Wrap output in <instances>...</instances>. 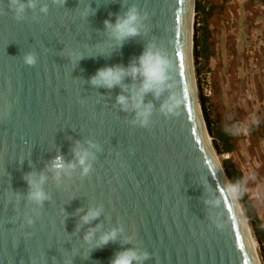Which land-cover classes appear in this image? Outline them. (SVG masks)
I'll use <instances>...</instances> for the list:
<instances>
[{
	"label": "water",
	"instance_id": "obj_1",
	"mask_svg": "<svg viewBox=\"0 0 264 264\" xmlns=\"http://www.w3.org/2000/svg\"><path fill=\"white\" fill-rule=\"evenodd\" d=\"M133 3L148 14L145 27L109 52L103 21L114 22ZM7 4L0 0V264H109L129 247L149 253L143 264H259L239 204L225 194L228 180L201 116L191 61L193 0H66L63 6L38 0L22 21ZM43 4L47 13L39 10ZM85 6L95 14L83 18ZM150 41L172 59L169 83L181 103L177 115L165 117L159 105L167 93L147 94L145 103L154 107L143 128L116 103L120 88H94L88 80L101 67L127 66ZM29 51L37 56L34 66L23 63ZM72 52L83 58L70 61ZM88 140L99 146L92 149V171L82 177L77 166L57 183L46 165L56 155L72 161L75 143L86 147ZM31 171L48 176L50 199L38 217L24 198L23 176ZM218 199L220 207L204 203ZM90 207L102 208L101 215L83 224ZM113 228L120 230L116 242L95 248Z\"/></svg>",
	"mask_w": 264,
	"mask_h": 264
},
{
	"label": "rangeland",
	"instance_id": "obj_2",
	"mask_svg": "<svg viewBox=\"0 0 264 264\" xmlns=\"http://www.w3.org/2000/svg\"><path fill=\"white\" fill-rule=\"evenodd\" d=\"M195 3L199 13L194 11ZM262 6L260 0H193L191 17L195 90L203 97L214 136L200 109L201 116L212 148L213 137H219L221 130L230 132L232 150L219 155L213 150L220 166L221 161L229 162L239 180H246L243 196L258 220L256 236L237 202L259 264H264V46L258 42L263 32Z\"/></svg>",
	"mask_w": 264,
	"mask_h": 264
},
{
	"label": "clouds",
	"instance_id": "obj_3",
	"mask_svg": "<svg viewBox=\"0 0 264 264\" xmlns=\"http://www.w3.org/2000/svg\"><path fill=\"white\" fill-rule=\"evenodd\" d=\"M55 3L63 6L66 0H54ZM38 0H8L7 7L13 13V19L22 21L26 18V11L35 9ZM40 12L47 13L48 8L46 4L40 5ZM0 14H4V10L0 9ZM95 14V9L90 6H85L80 15L87 18ZM148 18V14L141 13L136 4H131L127 7L122 15L117 14L115 21L105 19L103 21L104 30L108 37V42L104 46L110 49L122 47L123 43L129 38L139 36L142 29H144V21ZM99 46V45H98ZM103 52V49H102ZM108 52V53H109ZM75 57L76 61L82 59L79 52L69 53V59ZM23 63L28 66H34L37 62V56L34 52L29 51L22 56ZM170 70H173V62L168 52L154 41L146 43L143 51L137 57L129 61L127 66L112 65L101 67L96 70L88 83L94 88L113 89L120 88V94L115 98L116 103L124 112H132V123L139 127L147 128L151 124V117L153 114V107L151 101L145 103V96L152 94L154 99H160L162 96H167L159 105L160 113L165 117H170L178 114V108L181 103L180 97L172 90L173 86L169 83ZM129 78L134 83L129 86L124 83L125 79ZM139 81V83H135ZM127 92V95L124 93ZM8 109L5 108L3 116L6 118ZM86 147L82 146L77 141L72 148L73 160L66 161L63 155H56L46 165L47 171L52 173V178L59 183L62 175L70 177L77 166L80 167V175L82 177L88 176L92 171L91 161L95 159L92 149L99 150V146L91 141H85ZM27 183V192L24 198L29 204L35 205L32 208V213L39 216V210L44 203L50 199V195L46 192L44 185L48 180V176L44 171L39 173L31 171L23 176ZM246 180H238L236 182H228L225 185V194L230 196L234 201L238 200L246 191ZM17 199L20 194L17 193ZM205 205L210 207H220L221 199L205 200ZM81 211L77 209V212ZM102 212L100 207H90L87 212L80 217V222L88 224L92 220L97 219ZM210 220L216 224L217 227L221 225L217 222L216 216H210ZM24 222L31 226L34 223L32 216L25 215ZM79 226V225H78ZM97 228L90 229L84 234V241L91 242L94 239ZM119 229L113 228L107 232H103L95 242V248L106 246L109 242H116ZM127 243L128 241H123ZM147 251L138 250L135 247L125 248L114 254L109 264H143L149 259ZM87 259V258H85ZM65 264H71V259L67 260Z\"/></svg>",
	"mask_w": 264,
	"mask_h": 264
},
{
	"label": "trees",
	"instance_id": "obj_4",
	"mask_svg": "<svg viewBox=\"0 0 264 264\" xmlns=\"http://www.w3.org/2000/svg\"><path fill=\"white\" fill-rule=\"evenodd\" d=\"M194 11H195V13H199V6L197 3H195V5H194ZM195 48H196V42H195V38L193 36V43H192L193 58L196 59ZM197 98H198L200 109H201V112L203 115V119L205 120L206 128H207L209 134L211 136H214L209 131L210 128L208 127V121H207L206 115L204 114V102H203V97H202L200 91L197 94ZM211 142H212L213 148L215 150V153L218 155L221 152H229L232 150L231 145H230L231 135H230L229 131L221 130L220 136L215 137V138L213 137ZM220 144H222V146H223L222 149L219 148ZM228 164H229V162H228ZM228 164L225 161H221V167L223 169V172H224L228 182L238 181L239 180L238 173L236 171H234L233 168ZM238 201L241 204L243 214L247 217L248 224L251 227V230H252L254 236H256V231H257L256 228H257L258 220H257V217L254 213V210L252 209L249 202L244 198L243 195L238 199Z\"/></svg>",
	"mask_w": 264,
	"mask_h": 264
},
{
	"label": "built area",
	"instance_id": "obj_5",
	"mask_svg": "<svg viewBox=\"0 0 264 264\" xmlns=\"http://www.w3.org/2000/svg\"><path fill=\"white\" fill-rule=\"evenodd\" d=\"M262 24H263V32H262L261 36L259 37V44L261 46H264V18L262 20Z\"/></svg>",
	"mask_w": 264,
	"mask_h": 264
},
{
	"label": "crops",
	"instance_id": "obj_6",
	"mask_svg": "<svg viewBox=\"0 0 264 264\" xmlns=\"http://www.w3.org/2000/svg\"><path fill=\"white\" fill-rule=\"evenodd\" d=\"M261 1V3L263 4V6L262 7H264V0H260ZM262 28H263V24H262ZM259 42V41H258Z\"/></svg>",
	"mask_w": 264,
	"mask_h": 264
},
{
	"label": "bare ground",
	"instance_id": "obj_7",
	"mask_svg": "<svg viewBox=\"0 0 264 264\" xmlns=\"http://www.w3.org/2000/svg\"><path fill=\"white\" fill-rule=\"evenodd\" d=\"M192 13V12H191ZM248 229H249V227H248ZM251 233V232H250ZM251 235V234H250ZM253 238V237H252ZM251 245L253 246V242H252V240H251ZM253 248H254V246H253ZM257 252V251H256Z\"/></svg>",
	"mask_w": 264,
	"mask_h": 264
}]
</instances>
